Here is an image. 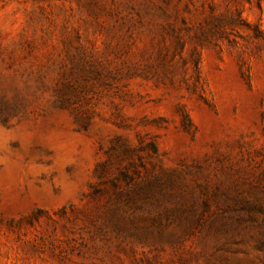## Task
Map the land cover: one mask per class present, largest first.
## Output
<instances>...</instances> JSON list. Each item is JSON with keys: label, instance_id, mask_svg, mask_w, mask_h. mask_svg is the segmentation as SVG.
<instances>
[{"label": "rangeland", "instance_id": "rangeland-1", "mask_svg": "<svg viewBox=\"0 0 264 264\" xmlns=\"http://www.w3.org/2000/svg\"><path fill=\"white\" fill-rule=\"evenodd\" d=\"M0 264H264V0H0Z\"/></svg>", "mask_w": 264, "mask_h": 264}]
</instances>
